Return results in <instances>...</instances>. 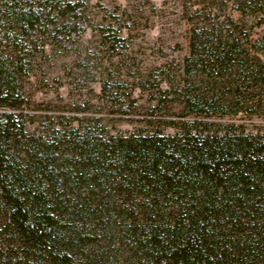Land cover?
<instances>
[{"label": "trees", "instance_id": "16d2710c", "mask_svg": "<svg viewBox=\"0 0 264 264\" xmlns=\"http://www.w3.org/2000/svg\"><path fill=\"white\" fill-rule=\"evenodd\" d=\"M232 4L238 19H219L213 6L194 28L186 67L196 90L186 104L264 117V0ZM6 16L24 28L32 15L21 0H0ZM20 64L0 52V264H117L94 255L97 238L89 243L112 220L133 230L124 240L135 264H264V134L189 130L177 141L68 131L58 137L64 161L54 140L20 142ZM13 142L25 146L18 155ZM140 200L146 222L129 228L122 207Z\"/></svg>", "mask_w": 264, "mask_h": 264}, {"label": "rangeland", "instance_id": "374dc122", "mask_svg": "<svg viewBox=\"0 0 264 264\" xmlns=\"http://www.w3.org/2000/svg\"><path fill=\"white\" fill-rule=\"evenodd\" d=\"M21 3L32 15L27 26L21 28L10 16L0 18V52L11 61L21 58L16 91L23 115L13 120L24 127L21 143L37 137L54 140L64 158L68 150L58 139L68 131L104 139L164 136L177 141L189 130L217 136L264 134L260 115L200 113L186 104L187 95L196 90L195 68L186 67L194 28L213 6L219 19L227 14L238 19L232 0ZM20 142L10 144L11 153L22 152ZM163 203L171 209L170 201ZM139 204L143 202L122 207L129 228L146 222ZM125 228L112 220L103 234H94L90 245L100 241L94 255L128 264L123 261H129L132 244L125 245L124 238L133 230Z\"/></svg>", "mask_w": 264, "mask_h": 264}]
</instances>
